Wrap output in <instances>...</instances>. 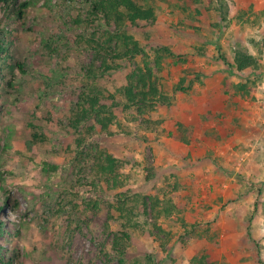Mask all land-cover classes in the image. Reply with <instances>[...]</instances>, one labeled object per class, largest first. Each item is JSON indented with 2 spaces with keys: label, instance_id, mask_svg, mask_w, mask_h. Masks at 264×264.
<instances>
[{
  "label": "rangeland",
  "instance_id": "374dc122",
  "mask_svg": "<svg viewBox=\"0 0 264 264\" xmlns=\"http://www.w3.org/2000/svg\"><path fill=\"white\" fill-rule=\"evenodd\" d=\"M144 3L155 21L128 27L143 52L107 72L94 39L112 27L92 19L88 0H37L0 31V264H143L146 254L188 264L202 253L264 264V1ZM160 47L173 54L156 59ZM236 48L256 64L230 67ZM143 53L163 103L115 107L111 135L75 129L79 96L96 86L122 99ZM246 118L244 144L224 148L230 123ZM213 146L233 154L229 164ZM107 153L117 180L99 170Z\"/></svg>",
  "mask_w": 264,
  "mask_h": 264
},
{
  "label": "trees",
  "instance_id": "16d2710c",
  "mask_svg": "<svg viewBox=\"0 0 264 264\" xmlns=\"http://www.w3.org/2000/svg\"><path fill=\"white\" fill-rule=\"evenodd\" d=\"M37 0H0V31L8 28L9 22L23 23L30 6ZM89 12L92 19L102 22L110 31L106 35L94 39L97 53L101 52V70L107 72L117 68L116 62L123 57L135 56L143 52L142 46L132 34L128 33V27L135 25L139 20L147 23L155 21V11L151 5L144 3L151 0H88ZM156 1V0H153ZM62 19V15L59 16ZM64 19V18H63ZM62 19V20H63ZM62 22V21H61ZM79 22V20H75ZM4 23V26L1 25ZM66 19L63 20V24ZM68 24V23H67ZM66 24V26H67ZM11 30V28H8ZM161 51L172 55L167 47L155 50L156 59L162 57ZM141 65L136 66L119 88L122 99L116 98L114 94L105 95L96 86L89 88L79 96L78 105L74 111L73 127L78 128L79 123L85 122L89 132H100L112 134V125L116 122L119 111L134 107L139 114H145L159 103L165 100V94L160 84L159 76L155 73L148 54L143 53ZM158 62H156L157 64ZM256 64L255 57L243 48H236L230 67L236 71H244ZM90 77L97 76L93 66L87 69ZM175 90L182 89L175 86ZM111 100V101H110ZM124 102L121 104V101ZM122 106V107H121ZM121 109V110H120ZM47 167V163H44ZM99 170L105 177L117 180L116 158L111 154H105L99 164ZM128 238V235L123 232ZM0 250H2L0 248ZM1 259V258H0ZM123 263V258H120ZM143 264H162L151 254L144 256ZM188 264H216L207 253L193 256Z\"/></svg>",
  "mask_w": 264,
  "mask_h": 264
},
{
  "label": "crops",
  "instance_id": "0c3cea01",
  "mask_svg": "<svg viewBox=\"0 0 264 264\" xmlns=\"http://www.w3.org/2000/svg\"><path fill=\"white\" fill-rule=\"evenodd\" d=\"M259 1H264V0H259ZM264 62V61H263ZM255 115H256V117H257V119H260L261 118V116L260 115H262V118H261V121L262 122H264V107H262L261 109H257L256 111H255ZM253 119V118H252ZM254 120V119H253ZM249 121H251V119L249 120V118H246L245 120H243V121H240V122H238V124L239 125H236L235 124V122L233 121L232 123H230L231 124V126H230V134L231 135H229L230 137H229V139H228V141L225 143V146H224V148H228L229 147V149H231V147L232 146H235V145H239L240 143L241 144H244V140L246 139L245 138V136H243L242 134H241V127L245 124L246 126L248 125V124H250L251 122H249ZM258 122H256L255 120H254V122H253V124H257ZM212 125L214 126L215 125V123H212ZM234 125V126H233ZM227 127V129H228V126H226ZM219 128V127H218ZM229 131V130H228ZM251 131H252V129L250 128L249 129V132L251 133ZM263 133H264V130H263ZM255 145H260L259 143H257V141H255L254 142V144L252 145L253 146V148L255 147ZM212 148H214V150L216 151V154L218 155V154H221V155H223L222 157H223V159H224V162L225 163H227V164H229V161L232 159L231 158V155H233V154H230V155H225V154H229V153H226V152H224V151H227V150H222L221 148H219V147H216V146H213ZM252 148V150H254ZM205 153V152H204ZM214 154H215V152H214ZM202 155V154H201ZM204 155V154H203ZM209 157V156H208ZM198 165H200V164H198ZM201 170L199 169L198 171H197V173L198 172H200ZM207 176V175H206ZM232 190H230V192H231ZM223 192H226V190H224ZM230 192H229V194H230Z\"/></svg>",
  "mask_w": 264,
  "mask_h": 264
}]
</instances>
